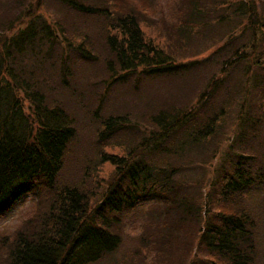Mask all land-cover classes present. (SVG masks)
<instances>
[{
    "label": "trees",
    "instance_id": "16d2710c",
    "mask_svg": "<svg viewBox=\"0 0 264 264\" xmlns=\"http://www.w3.org/2000/svg\"><path fill=\"white\" fill-rule=\"evenodd\" d=\"M214 1L228 6L227 10L221 6L224 11L216 12L213 20L234 25L244 22L249 38L243 50L264 35V0ZM6 3L15 11L8 18H2L0 11V216L19 197L35 195L41 189L47 192L49 202L17 232L4 264H92L121 244L119 234L111 230L119 222L118 216L146 200L160 202L156 210L160 217L171 214V218H161V233L165 235L172 220L178 222L174 225L185 220L199 225L194 252L208 258H200L201 262L256 264L255 218L241 205L254 189L264 194V163L255 165L250 161L252 156L232 151L226 157V168L219 166L216 176L196 182L201 184V191L208 186L204 202L199 192L196 198L184 191L189 179L182 165L192 162L193 155L218 134L230 110L232 92L243 96L253 93V98L264 102V70L259 75L252 70L260 62L248 61V51L240 54V48H235L221 65L219 76L210 78L191 106L169 102L150 105V126L137 129V121L124 114L104 117L98 143L124 145L125 154L100 153V162L108 161L115 169L98 200L92 203L90 194L80 185L58 181L75 127L59 101L48 100L45 89H53L52 71H57L62 83L71 78L72 51L86 58L93 54L81 41L71 40L85 39L84 29L66 34L57 13L64 9L79 16L102 18L104 26L113 31L105 34L114 58L115 68L108 65L113 77L118 73L124 78H156L182 72L183 64L174 63L165 50L145 39L135 14H122L98 0ZM199 4L190 3L179 35L205 21ZM234 58L242 63L239 82L231 83V88L222 87L235 66L231 63ZM221 90L224 94L218 93ZM241 105L234 127L238 145L261 121V117L243 114Z\"/></svg>",
    "mask_w": 264,
    "mask_h": 264
},
{
    "label": "rangeland",
    "instance_id": "374dc122",
    "mask_svg": "<svg viewBox=\"0 0 264 264\" xmlns=\"http://www.w3.org/2000/svg\"><path fill=\"white\" fill-rule=\"evenodd\" d=\"M6 1L0 0L2 18L10 17L15 11V8ZM98 2L114 7L122 14L127 12L135 14L145 39L165 50L174 63L183 64V71L148 79L128 78V75L124 78V75L118 73L113 77L108 65L115 68L114 58L105 42V34L113 31L104 26L99 16L84 17L64 9L59 10L57 17L64 25L66 34L73 33L80 27L84 29L82 33L86 34L85 39L71 40L81 41L92 52L93 57H82L72 51L71 59L74 65L71 78L62 83L57 71H52L50 83L53 89L51 90V87L45 89L48 100L55 103L56 98L70 114L75 127V136L69 144L58 181L80 185L88 191L89 201L92 203L98 200L115 169L108 161L100 162V153L118 156L125 154L124 145L104 146L98 143L97 136L104 117L108 114H124L131 120H136L139 125L137 129H140L145 125H151L150 105L169 102L179 107L191 106L198 95L206 89L210 78L219 76L221 65L229 60L237 47L240 48V54L248 51V61L260 62L257 69L252 65L253 72L259 75L264 70V35L256 37L253 45L248 48L249 44L243 50L249 38V32L244 29V22L234 25L213 20L216 18V12L226 9L228 5L225 3L217 4L218 2L215 3L214 0H98ZM190 3H200L205 21L200 25L195 24V29L181 36L179 33L185 25L184 19ZM221 6H224V10ZM49 11L53 15L56 14L54 9L49 8ZM107 11L111 13L112 9L107 8ZM232 60L231 63H235V66L229 76L224 78L222 87L231 88L232 84L239 82L242 74V70H239L242 69V63L238 58ZM122 77L123 80L120 79ZM218 93L224 94V91ZM232 93L230 110L218 134L193 155L192 162H185L187 165H182V170H185L183 173L189 179L186 182L187 186L183 188L184 191L196 198H199L200 193L201 202H204L208 186L201 191V184L197 185L196 182H204L216 176L220 170V168L217 170L219 166L225 165L223 168H226L225 162L229 158L226 157L231 156L232 151L252 156L250 161L255 165L264 163V102L253 98V93L246 96L241 92L238 95V92ZM243 97L245 101L242 100ZM241 102L243 114L247 117H261V121L254 131L248 133L246 141L238 145L237 131L234 127ZM24 106L27 108V102ZM177 160L172 158V161L180 164L181 162ZM244 200L241 208L251 213L256 222L255 263L264 264V194L259 189H254ZM48 202L47 192L41 189L35 195L25 194L19 197L0 216V264H4L17 232L25 227L29 219H33L38 210L41 212L45 210ZM160 206V202L146 200L135 208L122 212L118 216L119 222L111 227L112 231L119 234L121 244L115 251L92 264H115L117 261L122 264H189L193 261L195 264H207L200 261V258L207 260V257L195 255L194 252V245L199 236V225L189 220L174 225L176 220H172L170 231L165 235L161 233L163 228L161 218L172 216L169 213L168 216L160 217L156 212ZM202 221L201 219V224Z\"/></svg>",
    "mask_w": 264,
    "mask_h": 264
}]
</instances>
